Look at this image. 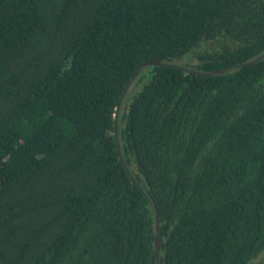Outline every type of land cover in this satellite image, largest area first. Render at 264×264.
<instances>
[{
	"label": "trees",
	"instance_id": "obj_1",
	"mask_svg": "<svg viewBox=\"0 0 264 264\" xmlns=\"http://www.w3.org/2000/svg\"><path fill=\"white\" fill-rule=\"evenodd\" d=\"M157 219L264 264V0H0V264H158Z\"/></svg>",
	"mask_w": 264,
	"mask_h": 264
},
{
	"label": "water",
	"instance_id": "obj_2",
	"mask_svg": "<svg viewBox=\"0 0 264 264\" xmlns=\"http://www.w3.org/2000/svg\"><path fill=\"white\" fill-rule=\"evenodd\" d=\"M261 58L262 57H260L259 59H261ZM148 64H150V65H160L162 63L159 60H154V61L149 62ZM220 72H222V71L214 72V74H218ZM136 76H137V74L134 76V78ZM131 83H132V80L127 84V87H126V89H125V91L123 93V96H122V101H123V98H124L127 90L129 89V86L131 85ZM120 108H121V103L117 107V112H116V116H115L116 117V127H115L116 136H118V117H119ZM119 151H120L121 158H123L120 146H119ZM157 227H158V233H157V239H156V255H157L158 264H161L160 251H161L162 241H161V238H160L161 230H160V221H159V219H157Z\"/></svg>",
	"mask_w": 264,
	"mask_h": 264
},
{
	"label": "rangeland",
	"instance_id": "obj_3",
	"mask_svg": "<svg viewBox=\"0 0 264 264\" xmlns=\"http://www.w3.org/2000/svg\"><path fill=\"white\" fill-rule=\"evenodd\" d=\"M263 253H264V251H263V252L261 253V255L257 258V260H258L259 258H260V259L262 258ZM257 260H256V261H257Z\"/></svg>",
	"mask_w": 264,
	"mask_h": 264
}]
</instances>
